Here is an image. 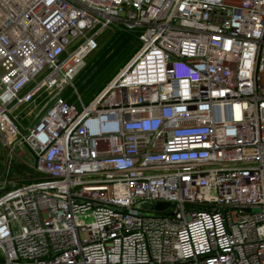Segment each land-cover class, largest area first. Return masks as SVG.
Listing matches in <instances>:
<instances>
[{
	"label": "built area",
	"instance_id": "1",
	"mask_svg": "<svg viewBox=\"0 0 264 264\" xmlns=\"http://www.w3.org/2000/svg\"><path fill=\"white\" fill-rule=\"evenodd\" d=\"M109 29L141 45L85 102ZM0 144V264H264V0H0Z\"/></svg>",
	"mask_w": 264,
	"mask_h": 264
},
{
	"label": "trees",
	"instance_id": "2",
	"mask_svg": "<svg viewBox=\"0 0 264 264\" xmlns=\"http://www.w3.org/2000/svg\"><path fill=\"white\" fill-rule=\"evenodd\" d=\"M100 47L93 52L86 60V65L78 73L75 79V85L80 97L89 102L98 94L106 84L112 80L119 70L132 58L137 52L141 43L138 38V31H126L121 29L107 30L99 37ZM63 95L71 103H78L77 94L72 88L65 90ZM45 100L47 99L44 97ZM48 106H46V111ZM21 170H17L21 175L31 171L27 165L20 164ZM15 169L13 168L12 171ZM32 178H25L21 182L31 181Z\"/></svg>",
	"mask_w": 264,
	"mask_h": 264
},
{
	"label": "rangeland",
	"instance_id": "3",
	"mask_svg": "<svg viewBox=\"0 0 264 264\" xmlns=\"http://www.w3.org/2000/svg\"><path fill=\"white\" fill-rule=\"evenodd\" d=\"M33 85H34V83H31L28 87H26L23 90V93L26 92L27 90H29L30 88H32ZM44 94L45 93H43L42 96H40L38 100H35L36 102L33 101L34 103H32L28 106H27V104H25V105L16 109L15 113L18 114V123H19V126H20L23 133H28L29 128L34 126V124L37 122L38 115H40V113L42 114L45 112L44 107L47 105V101H48L49 97L47 98V100H45ZM19 150H20V148L17 147V151H19ZM24 150H25V153L22 155V158L26 162L32 164L34 162V160H33V157H32L30 150L28 149L27 146H24ZM6 156H7V154H6L5 150L2 147V145L0 144V165L2 166V169L4 167L3 164L5 163ZM15 167L18 168V166H15ZM30 176H31V174L29 172H27L26 177L29 178ZM1 179L2 178L0 177V190L2 189V185H3V182L1 181Z\"/></svg>",
	"mask_w": 264,
	"mask_h": 264
},
{
	"label": "water",
	"instance_id": "4",
	"mask_svg": "<svg viewBox=\"0 0 264 264\" xmlns=\"http://www.w3.org/2000/svg\"><path fill=\"white\" fill-rule=\"evenodd\" d=\"M171 205L170 202H166V201H159L154 205V209L158 212L163 211L165 209H167L169 206ZM172 214V213H171Z\"/></svg>",
	"mask_w": 264,
	"mask_h": 264
},
{
	"label": "crops",
	"instance_id": "5",
	"mask_svg": "<svg viewBox=\"0 0 264 264\" xmlns=\"http://www.w3.org/2000/svg\"><path fill=\"white\" fill-rule=\"evenodd\" d=\"M20 150H21L20 152L23 151L21 148H20ZM3 165H4L3 169H2V166L0 165V171L2 170V171L0 172V175H2V174L4 173V170H5V164H3Z\"/></svg>",
	"mask_w": 264,
	"mask_h": 264
}]
</instances>
